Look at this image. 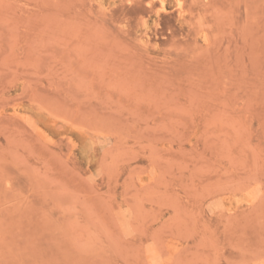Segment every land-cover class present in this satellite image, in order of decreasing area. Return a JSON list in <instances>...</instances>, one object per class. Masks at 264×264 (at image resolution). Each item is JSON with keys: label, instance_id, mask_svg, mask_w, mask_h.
<instances>
[{"label": "rangeland", "instance_id": "1", "mask_svg": "<svg viewBox=\"0 0 264 264\" xmlns=\"http://www.w3.org/2000/svg\"><path fill=\"white\" fill-rule=\"evenodd\" d=\"M0 264H264V0H0Z\"/></svg>", "mask_w": 264, "mask_h": 264}, {"label": "bare ground", "instance_id": "2", "mask_svg": "<svg viewBox=\"0 0 264 264\" xmlns=\"http://www.w3.org/2000/svg\"><path fill=\"white\" fill-rule=\"evenodd\" d=\"M179 4H180V2H179ZM179 7V6H178Z\"/></svg>", "mask_w": 264, "mask_h": 264}]
</instances>
